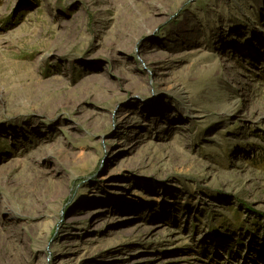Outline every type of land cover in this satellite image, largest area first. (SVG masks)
Returning a JSON list of instances; mask_svg holds the SVG:
<instances>
[{
    "label": "rangeland",
    "instance_id": "obj_1",
    "mask_svg": "<svg viewBox=\"0 0 264 264\" xmlns=\"http://www.w3.org/2000/svg\"><path fill=\"white\" fill-rule=\"evenodd\" d=\"M0 264H264V0H0Z\"/></svg>",
    "mask_w": 264,
    "mask_h": 264
},
{
    "label": "bare ground",
    "instance_id": "obj_2",
    "mask_svg": "<svg viewBox=\"0 0 264 264\" xmlns=\"http://www.w3.org/2000/svg\"><path fill=\"white\" fill-rule=\"evenodd\" d=\"M47 147V146H46ZM48 148V147H47ZM47 149L44 148V151H46ZM43 152V151H42Z\"/></svg>",
    "mask_w": 264,
    "mask_h": 264
}]
</instances>
